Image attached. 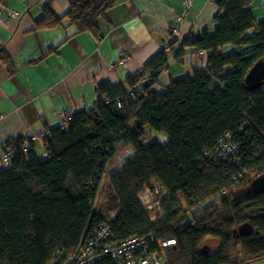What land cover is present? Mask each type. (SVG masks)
I'll return each instance as SVG.
<instances>
[{"label": "trees", "instance_id": "trees-1", "mask_svg": "<svg viewBox=\"0 0 264 264\" xmlns=\"http://www.w3.org/2000/svg\"><path fill=\"white\" fill-rule=\"evenodd\" d=\"M67 1L62 15L44 6L34 31L71 26L98 38L99 19L123 0ZM215 3L212 34L180 39L170 24L161 49L123 82L96 83L92 106L64 129L28 140L25 152L27 136L4 141L14 155L8 166L0 159V264H62L105 226L112 244L101 246L174 239L149 245L160 264L264 262V189L248 192L264 175V84L246 83L264 64V19L248 0ZM174 63L188 73L162 82ZM0 67L14 71L1 47ZM221 142L236 146L237 162ZM121 146L133 155L109 171ZM153 182L165 191L154 219L139 200Z\"/></svg>", "mask_w": 264, "mask_h": 264}, {"label": "crops", "instance_id": "crops-1", "mask_svg": "<svg viewBox=\"0 0 264 264\" xmlns=\"http://www.w3.org/2000/svg\"><path fill=\"white\" fill-rule=\"evenodd\" d=\"M1 1L0 11L14 10L18 17L0 21V47L14 70L9 74L0 67V158L6 139L34 134L33 142L39 143L69 116L92 106L96 83L116 85L139 70L161 49L170 24L177 26L180 39L190 33L212 34L218 11L215 0H191L177 20L182 0H123L99 19L97 38L74 34L71 26L34 31L44 6L50 4L62 15L67 0ZM260 4L264 10V0L250 4L255 21L264 17L256 11ZM187 73L186 65L174 63L160 80L166 83Z\"/></svg>", "mask_w": 264, "mask_h": 264}, {"label": "built area", "instance_id": "built-area-1", "mask_svg": "<svg viewBox=\"0 0 264 264\" xmlns=\"http://www.w3.org/2000/svg\"><path fill=\"white\" fill-rule=\"evenodd\" d=\"M23 2L27 0H21ZM251 4L252 0H248ZM191 0H182L183 11L180 12L176 19L180 20L184 17L186 10L188 9ZM18 17V13L14 10H7L6 12L0 11V21L7 22L10 19ZM64 129V125L62 127ZM28 138L23 142L22 149L25 152L27 149V141L35 140L36 135H28ZM221 150L223 154L234 162H237L236 146L231 142H221ZM14 151L11 148L5 147L1 151V162L4 166H8L13 158ZM152 191L146 189L144 194L139 197L140 202L146 209L150 210V197ZM151 195V196H150ZM151 207V208H150ZM150 208V209H149ZM110 229L108 227H102L99 230L94 231V237L85 246L81 247L75 255L68 257L62 264H93L95 261L107 256L114 260L115 264H160L156 255L149 251L150 244L155 243L158 247L167 248L175 245V241L172 238L157 239L155 240L152 235L145 237H132L121 243L113 245L106 243L107 236Z\"/></svg>", "mask_w": 264, "mask_h": 264}, {"label": "rangeland", "instance_id": "rangeland-1", "mask_svg": "<svg viewBox=\"0 0 264 264\" xmlns=\"http://www.w3.org/2000/svg\"><path fill=\"white\" fill-rule=\"evenodd\" d=\"M255 6H256V4H255ZM255 6H253V8H255ZM256 11H258L261 14L264 12L263 8L261 7V4L258 5V10H256ZM263 19H264V17L260 18L257 21H262ZM230 48L231 47H227V49H225L226 52L229 51ZM132 155H133L132 149H130L129 147L121 146L118 149L117 153L115 154V157H114L111 165L108 167L109 171L113 170V169H117L118 167H120L122 165V163L125 162L127 159H129ZM151 186H152V189H150V190L152 191V193H151L152 196L150 195L151 196L150 197V204H151L152 208L150 207L151 209L149 208L150 209L149 211H150L151 218L154 219V218H157V216L160 217V212L157 208V205H158L159 199L164 196L165 191L156 182H153ZM209 245L212 248H214L216 245V242H214V241L210 242ZM259 264H264V262H260Z\"/></svg>", "mask_w": 264, "mask_h": 264}, {"label": "water", "instance_id": "water-1", "mask_svg": "<svg viewBox=\"0 0 264 264\" xmlns=\"http://www.w3.org/2000/svg\"><path fill=\"white\" fill-rule=\"evenodd\" d=\"M246 83L250 89H254L264 84V64L256 63L246 76ZM264 189V175L252 181L249 191L258 193Z\"/></svg>", "mask_w": 264, "mask_h": 264}]
</instances>
